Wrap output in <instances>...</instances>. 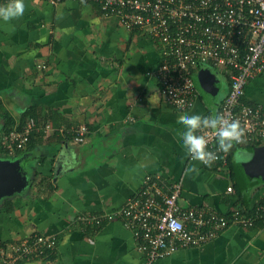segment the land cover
<instances>
[{
    "label": "crops",
    "instance_id": "0c3cea01",
    "mask_svg": "<svg viewBox=\"0 0 264 264\" xmlns=\"http://www.w3.org/2000/svg\"><path fill=\"white\" fill-rule=\"evenodd\" d=\"M25 4L22 17L0 23V106L17 121L36 105L51 129L34 135L20 157L0 156L17 162L25 179L20 192L3 197H20L22 206L7 213L0 199V243L18 245L44 235L55 238L57 250L51 259L21 264H142L120 222L87 228L75 218L121 207L146 176L165 184L181 181L183 208L227 214L233 208L250 211L264 199V181L248 179L241 164L252 150L240 148L239 156L234 151L227 172L219 173L189 160L181 148L178 120L218 111L229 91L223 71L199 67L194 77L210 69L225 77L215 75L213 96L196 84L193 108L177 112L160 98V47L145 33L125 31L91 3ZM263 87L264 74L252 78L243 100L264 104ZM81 126L88 128L82 142L58 136ZM64 150L71 151V164L60 163ZM154 264H264V226L231 225L211 243Z\"/></svg>",
    "mask_w": 264,
    "mask_h": 264
},
{
    "label": "built area",
    "instance_id": "2783aa9c",
    "mask_svg": "<svg viewBox=\"0 0 264 264\" xmlns=\"http://www.w3.org/2000/svg\"><path fill=\"white\" fill-rule=\"evenodd\" d=\"M42 1L56 6L69 0ZM71 1L95 4L102 17L115 18L125 31L143 32L159 45L161 62L156 77L160 98L177 112H186L195 104L193 77L199 67L208 65L223 71L229 79V91L218 112L229 120H239L245 134L238 147L264 145V104L243 100L248 81L264 74V0ZM43 128L44 134L51 129L49 124ZM86 130L85 126L76 128L74 142H82ZM199 134L205 135L214 149L210 130ZM28 136V131L12 132L3 138L2 146L13 155L26 146ZM228 159L229 153L220 154L211 167L226 173ZM181 192V181L165 184L158 176H146L143 187L121 207L99 214H79L75 222L91 228L120 222L142 255V264H154L183 249L203 247L231 225L252 227L256 220L264 224V199L256 202L247 215L235 209L226 217L209 209L181 207ZM45 245L52 247L53 243L42 235L18 245L0 243V264L41 259Z\"/></svg>",
    "mask_w": 264,
    "mask_h": 264
},
{
    "label": "clouds",
    "instance_id": "9594fccd",
    "mask_svg": "<svg viewBox=\"0 0 264 264\" xmlns=\"http://www.w3.org/2000/svg\"><path fill=\"white\" fill-rule=\"evenodd\" d=\"M25 7V0H0V23L9 24L22 17ZM178 124L182 129L179 133L181 148L184 155L193 162L210 168L220 158V154H228L235 150L239 156L242 152L238 145L242 144L245 133L239 120H229L215 109L207 116L185 114L178 120ZM204 130H210L211 136L214 137V149L210 147L209 139L199 134ZM60 163L65 165L72 163L70 150L60 153ZM192 171L198 172L199 169L193 167Z\"/></svg>",
    "mask_w": 264,
    "mask_h": 264
},
{
    "label": "trees",
    "instance_id": "16d2710c",
    "mask_svg": "<svg viewBox=\"0 0 264 264\" xmlns=\"http://www.w3.org/2000/svg\"><path fill=\"white\" fill-rule=\"evenodd\" d=\"M40 114H41L40 109L36 105H33V106L31 105V106L27 107L21 113V115L19 116L18 120L16 121L8 114V112L5 109H3V107L0 106V120L2 121L0 123V156L1 157L2 156L3 157H9V158L12 157V156H13V158H14V156H15V158L20 157L24 153V151L27 148H29V146L31 145L30 141H31V139H32V137L34 135L38 134V135L44 136V131H43L44 128H43V126L45 124H44V121L41 119ZM31 122L34 123L33 126H30ZM86 129H88V128L86 127ZM25 131H28V135H29L28 136V141L26 143V146L23 149L16 150V152L13 155L12 154L9 155L8 152L5 151L3 146H2L3 138L5 136L9 135L12 132L13 133L22 134ZM86 132L88 133L87 130H86ZM87 133L84 134L85 137H86ZM75 134H76V129H74L73 131H70L69 129H67V130L62 131L61 133L59 131L58 136L59 137L63 136V138H65L64 139L65 141H69L71 138H73V141H74ZM82 138H84V137H82ZM238 148H242V147H238ZM253 148L254 147H251V148L250 147H245V149H247V150H252ZM234 151L235 150H233L232 152L229 153V159L232 156V153ZM229 159H228V162H229ZM45 180H47V179H44L43 182H45ZM135 194L136 193H134L132 196H134ZM262 202H260V203H262ZM1 204L4 206V208H5L7 213H11V212L14 211L15 208H18V207L22 206L23 202H22V199H20V197H17V199H14V198H12V199L11 198H3L1 200ZM235 209H239V208H233L227 214H221V215H225L226 217L227 216H232L233 210H235ZM239 210H240L241 214H243V215H247L245 213L246 210L249 211L248 209H244V210L239 209ZM218 214H220V213H218ZM256 225H260L261 227L264 226L262 220H256L254 226H256ZM81 227L91 228L89 225L88 226H82L81 225ZM96 228H98V227H96ZM49 240L52 241L53 246L52 247H47L46 245L43 246V254H41V257H42L41 259L42 260L51 259V258L54 257V255L56 253V250H57V244L56 243L57 242H56L55 238L49 237ZM6 245H8V244H6ZM22 262H24V260L18 261L17 264H21Z\"/></svg>",
    "mask_w": 264,
    "mask_h": 264
},
{
    "label": "water",
    "instance_id": "95a60500",
    "mask_svg": "<svg viewBox=\"0 0 264 264\" xmlns=\"http://www.w3.org/2000/svg\"><path fill=\"white\" fill-rule=\"evenodd\" d=\"M195 84L209 96H213L215 88V75L209 70H202L193 78ZM248 159L242 164L243 172L248 179L264 181V146L252 149ZM25 179L18 171V163L0 160V199L15 192H20L24 186Z\"/></svg>",
    "mask_w": 264,
    "mask_h": 264
},
{
    "label": "rangeland",
    "instance_id": "374dc122",
    "mask_svg": "<svg viewBox=\"0 0 264 264\" xmlns=\"http://www.w3.org/2000/svg\"><path fill=\"white\" fill-rule=\"evenodd\" d=\"M210 73L212 74V75H216V76H218V75H222V77H225L223 74H221V73H219V72H217V71H215V70H212V69H210ZM264 88V87H263ZM3 157V156H2ZM18 171L21 173V170L18 168ZM236 172H239L240 173V170H238V169H236V171H235V173H234V176H236ZM18 193V192H17Z\"/></svg>",
    "mask_w": 264,
    "mask_h": 264
}]
</instances>
